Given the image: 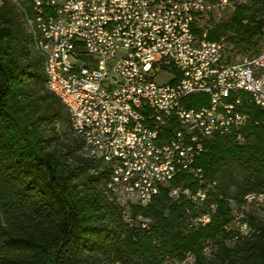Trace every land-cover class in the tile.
Returning <instances> with one entry per match:
<instances>
[{
    "label": "trees",
    "instance_id": "16d2710c",
    "mask_svg": "<svg viewBox=\"0 0 264 264\" xmlns=\"http://www.w3.org/2000/svg\"><path fill=\"white\" fill-rule=\"evenodd\" d=\"M233 6L228 20L206 28L207 38L252 45L264 36V0ZM29 18L27 0H0V264H164L189 255L190 264H264V108L243 94L249 120L240 140L212 138L197 159L215 182L203 204L170 198L163 188L148 204L125 209L106 192V165L85 153L67 108L48 89ZM171 184L198 187L188 175ZM249 194L261 200L250 203L258 214L247 216ZM234 209L248 231L233 227ZM203 214L208 222L191 223ZM139 216L149 218V232ZM143 240L147 255L123 248Z\"/></svg>",
    "mask_w": 264,
    "mask_h": 264
},
{
    "label": "built area",
    "instance_id": "2783aa9c",
    "mask_svg": "<svg viewBox=\"0 0 264 264\" xmlns=\"http://www.w3.org/2000/svg\"><path fill=\"white\" fill-rule=\"evenodd\" d=\"M43 19L56 87L75 122L115 156L122 207L146 205L161 189L203 204L215 182L195 163L215 137L247 125L249 103L264 108V50L229 61L225 45L198 23L231 0H30ZM164 76V77H163ZM188 175L196 190L171 183ZM246 203L261 200L249 194ZM213 207V205H211ZM233 227L246 232L234 209ZM204 225L209 214L190 219Z\"/></svg>",
    "mask_w": 264,
    "mask_h": 264
},
{
    "label": "bare ground",
    "instance_id": "6f19581e",
    "mask_svg": "<svg viewBox=\"0 0 264 264\" xmlns=\"http://www.w3.org/2000/svg\"><path fill=\"white\" fill-rule=\"evenodd\" d=\"M27 3L30 12V18L28 19L27 24L36 35L35 47L44 57V72L47 78V87L53 94L61 99V101L67 108L70 115L73 132L83 140L85 144V153L94 159L102 161L106 165L109 171V176L106 183V192L111 200H114L121 205L117 186L115 184H112V182L115 180V175L117 174V161L115 159V156L107 153L106 149L98 144V140L96 138L86 137L83 129L78 127V125L76 124L75 114H73V109L70 101L66 100V98L61 94L60 88L56 87L52 54L49 51V45L46 41V31L44 29L43 19L40 18L37 8L34 6V4L30 2V0H27ZM248 229L249 227L246 229V231H248Z\"/></svg>",
    "mask_w": 264,
    "mask_h": 264
},
{
    "label": "rangeland",
    "instance_id": "374dc122",
    "mask_svg": "<svg viewBox=\"0 0 264 264\" xmlns=\"http://www.w3.org/2000/svg\"><path fill=\"white\" fill-rule=\"evenodd\" d=\"M247 0H232V4L230 6H228L225 11L220 15L219 18H217L214 14H211L210 16L204 17L199 23L198 26L201 29H204V31L206 30V28H211L212 26H214V24H216L217 22H223L225 20H228L230 18V16L233 13L234 10V6H233V2H245ZM263 19H264V15H263ZM209 26V27H207ZM264 32V29H263ZM229 35H233L232 33H228ZM207 36V35H206ZM227 36H221L219 38H217L216 40L222 41L225 45V56L227 58V60L229 61H240L243 58L246 57H251L254 56V54L261 52L262 50H264V36L259 37L256 36L252 39L253 44L252 45H246L243 43H239L236 44L234 43L230 38H226ZM164 77V76H163ZM243 96V95H242ZM259 205L257 203H253V204H244L242 206V209L245 211L246 215H251V214H258L259 210H258ZM139 219L142 220V227H144V231L149 232L148 230H150V220L149 218L146 217H142L139 216ZM228 228V226H226ZM230 228V226H229ZM156 241H152V243L154 244ZM149 241L148 240H143L141 241L140 245H131L129 242L128 243H123V248L124 250H126V252H128L129 254L136 250L137 253H143L145 255H147L148 249H149ZM210 245L211 243L207 242L205 247L203 248V251L205 254H208L210 251ZM193 261V257L191 255H189L187 257L186 260L179 262L176 259L173 258H168L164 264H190Z\"/></svg>",
    "mask_w": 264,
    "mask_h": 264
}]
</instances>
